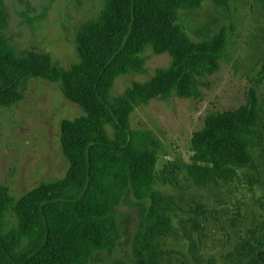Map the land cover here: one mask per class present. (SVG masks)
<instances>
[{
	"label": "trees",
	"instance_id": "obj_1",
	"mask_svg": "<svg viewBox=\"0 0 264 264\" xmlns=\"http://www.w3.org/2000/svg\"><path fill=\"white\" fill-rule=\"evenodd\" d=\"M15 1L29 10L27 0ZM100 1L98 15L76 30V63L64 69L47 54L13 48L3 34L9 15L0 0V108L20 103L27 81L41 79L57 85L81 111L59 126L60 149L68 163L62 179L41 183L18 200L0 184V264H103L120 238V205L137 212L138 224L131 260L112 264H171L181 256L163 245L174 235L173 218L180 207L154 188L161 143L149 130H132L130 116L153 100L199 99L208 87L203 80L219 71L234 26L225 21L210 39L194 42L181 12L199 10L206 0ZM240 1L211 0L221 8ZM257 1L264 11V0ZM148 49L167 55L168 66L112 99L117 78L145 74ZM262 71L264 80V66ZM263 117L249 91L245 105L207 116L190 139L189 163L177 168L168 162L161 176L178 170L191 187L204 190L230 184L237 169L257 171L254 153L264 158ZM255 233L236 242L229 264H264V237Z\"/></svg>",
	"mask_w": 264,
	"mask_h": 264
},
{
	"label": "rangeland",
	"instance_id": "obj_2",
	"mask_svg": "<svg viewBox=\"0 0 264 264\" xmlns=\"http://www.w3.org/2000/svg\"><path fill=\"white\" fill-rule=\"evenodd\" d=\"M26 4L29 10L15 0H5L9 21L3 34L13 48L47 54L64 69L76 63V30L98 15L101 1L27 0ZM181 19L194 42L210 39L225 21L234 26V37L219 71L203 80L208 87L201 89L197 100L171 96L167 101L153 100L136 107L130 127L151 131L161 143L154 188L173 197L180 207L173 218L174 235L163 243L164 248L181 255L171 264H229L239 239L252 238L254 231L256 238L264 237V185L258 183L264 182V158L260 152L254 153L257 171L237 169L230 184L204 190L191 187L181 171L164 176L161 172L168 162L177 168L189 163L190 139L203 128L204 119L245 105L249 91H254L264 111V11L257 0L230 2L226 8L206 0L199 10L181 12ZM143 58L145 74L117 78L112 99L134 83L147 82L170 60L150 49ZM80 115V109L64 99L57 85L41 79L27 81L20 103L8 110L0 108V184L9 189L12 198L18 200L39 184L65 176L68 163L60 149L59 126L61 121ZM7 219L11 221V216ZM117 224L119 241L111 256L104 255L103 264L131 260L137 212L120 205Z\"/></svg>",
	"mask_w": 264,
	"mask_h": 264
}]
</instances>
